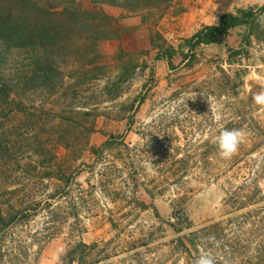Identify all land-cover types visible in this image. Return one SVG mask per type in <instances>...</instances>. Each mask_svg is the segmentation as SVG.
<instances>
[{
	"label": "rangeland",
	"instance_id": "rangeland-1",
	"mask_svg": "<svg viewBox=\"0 0 264 264\" xmlns=\"http://www.w3.org/2000/svg\"><path fill=\"white\" fill-rule=\"evenodd\" d=\"M77 1L112 16L103 26L113 36L83 59L57 51L46 84L30 72L34 83L19 82L13 63L30 50L0 71V210L16 211L13 224L0 220V264H76L84 254L94 264H187L174 251L173 203L200 224L221 221L232 241L251 232L244 243L264 262V107L252 100L264 88V10L219 43L189 44L264 0L157 1L137 13ZM170 47L174 68L157 58ZM225 129L243 134L230 158L215 143ZM81 242L95 251L80 246L74 258Z\"/></svg>",
	"mask_w": 264,
	"mask_h": 264
},
{
	"label": "trees",
	"instance_id": "trees-1",
	"mask_svg": "<svg viewBox=\"0 0 264 264\" xmlns=\"http://www.w3.org/2000/svg\"><path fill=\"white\" fill-rule=\"evenodd\" d=\"M169 2L170 0H93L95 5L111 4L120 6L130 12H140L152 6L153 2ZM172 1V0H171ZM97 8V7H96ZM84 8L77 0H0V71L9 70L13 67L9 56L13 51L30 50L32 55L26 59H20L13 64L18 67L19 82L23 85L34 83L28 78V72L34 75L43 74L46 78L43 82L50 81L54 70V60L57 51L82 54L80 58H86L88 49L97 44V39L113 36L111 23L103 26L104 20L112 16ZM260 9H247L241 13H225L219 24L208 25L198 31L190 40L192 49L199 45H212L219 43L236 27L250 25L257 17ZM97 12V15H96ZM242 54L247 56L245 47L241 48ZM233 52L231 51L230 56ZM177 50L173 47L161 50L157 54L158 59H164L171 68H174V57ZM31 61V63H25ZM25 63V64H24ZM24 64V65H23ZM0 78V92L5 90V84ZM142 102L147 99V93L140 96ZM40 203L36 202L35 207ZM13 210V209H12ZM27 210H32L31 207ZM24 211V210H23ZM16 211L0 210V220L7 221L5 224L15 222ZM185 208L172 204V218L170 221L177 236L173 239L174 251L180 259L184 258L187 264H195L200 250L208 251L215 259L216 264H256L252 259L251 242L247 236L251 233L244 231L238 236L230 237L220 227L221 221L204 220L201 224ZM207 221V222H206ZM264 251V240H262ZM80 246L95 251V245L79 243V247L71 248V256L78 254ZM226 249V252L223 250ZM91 254V253H90ZM264 256V255H263ZM67 255L65 261L67 260ZM76 264H94L89 261V254L77 257ZM259 264H264L261 262Z\"/></svg>",
	"mask_w": 264,
	"mask_h": 264
},
{
	"label": "clouds",
	"instance_id": "clouds-1",
	"mask_svg": "<svg viewBox=\"0 0 264 264\" xmlns=\"http://www.w3.org/2000/svg\"><path fill=\"white\" fill-rule=\"evenodd\" d=\"M258 23L264 26V16L258 18ZM253 103L264 107V88L252 96ZM242 132L239 129L222 130L216 137L215 143L222 158H230L234 155L241 143ZM195 264H216L214 257L206 250L201 249L200 254L195 260Z\"/></svg>",
	"mask_w": 264,
	"mask_h": 264
}]
</instances>
